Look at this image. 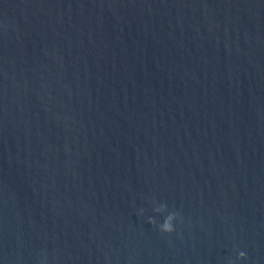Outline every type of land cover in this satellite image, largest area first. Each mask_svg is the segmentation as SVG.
<instances>
[{
    "label": "water",
    "instance_id": "95a60500",
    "mask_svg": "<svg viewBox=\"0 0 264 264\" xmlns=\"http://www.w3.org/2000/svg\"><path fill=\"white\" fill-rule=\"evenodd\" d=\"M237 251L264 264V0H0V260Z\"/></svg>",
    "mask_w": 264,
    "mask_h": 264
},
{
    "label": "clouds",
    "instance_id": "9594fccd",
    "mask_svg": "<svg viewBox=\"0 0 264 264\" xmlns=\"http://www.w3.org/2000/svg\"><path fill=\"white\" fill-rule=\"evenodd\" d=\"M153 205L155 206L156 201L155 199L152 200ZM154 212H160L162 211V207H154ZM138 215L143 216L144 211L143 209H139L137 212ZM179 217L175 211L169 212L164 220L161 223H156L154 220H152L150 217L147 218V223L150 226H153L159 233L163 235H169L173 233L175 224L178 222ZM245 259V252L244 251H237L235 255V261L232 259L229 261V264H235L236 261H243ZM0 264H4L3 260H0Z\"/></svg>",
    "mask_w": 264,
    "mask_h": 264
}]
</instances>
